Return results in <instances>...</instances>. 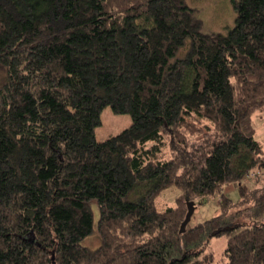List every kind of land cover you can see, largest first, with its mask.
I'll return each mask as SVG.
<instances>
[{"label":"trees","instance_id":"1","mask_svg":"<svg viewBox=\"0 0 264 264\" xmlns=\"http://www.w3.org/2000/svg\"><path fill=\"white\" fill-rule=\"evenodd\" d=\"M234 8L203 32L187 0H0V264H216L221 234L222 264H264V0ZM107 105L133 121L99 141Z\"/></svg>","mask_w":264,"mask_h":264},{"label":"rangeland","instance_id":"2","mask_svg":"<svg viewBox=\"0 0 264 264\" xmlns=\"http://www.w3.org/2000/svg\"><path fill=\"white\" fill-rule=\"evenodd\" d=\"M188 3L196 9V13L201 20V30L203 32H228L236 21V10L234 8L235 0H187ZM133 119L130 113H118L112 106L107 105L101 112V123L96 126V139L101 141L113 135L118 134L125 128L129 127ZM253 122L256 127V137L261 142L264 150V109H259L253 113ZM261 178L264 177V171H261ZM253 176V175H252ZM254 178L246 180L251 184ZM261 184L257 183L253 189L260 188ZM183 191L177 186H170L164 189L156 198V205L159 210L168 207H174L177 198ZM227 195L233 200L231 211L241 210L248 207L251 202L244 200L236 184H230L226 187ZM221 196H214L207 201L197 204L193 214L191 224H196L207 220L221 213L220 200ZM95 222L99 218V209L95 202H92ZM229 236L227 234L213 236L206 248V252L215 254V263L222 264L228 261L225 255ZM100 240L97 232L87 237L83 244L95 248L99 245Z\"/></svg>","mask_w":264,"mask_h":264},{"label":"water","instance_id":"3","mask_svg":"<svg viewBox=\"0 0 264 264\" xmlns=\"http://www.w3.org/2000/svg\"><path fill=\"white\" fill-rule=\"evenodd\" d=\"M188 211L186 214V218L183 221L182 225H181V229L180 232L183 233L186 231L187 225L191 222L193 214L195 212V208H196V203L194 201H188Z\"/></svg>","mask_w":264,"mask_h":264}]
</instances>
